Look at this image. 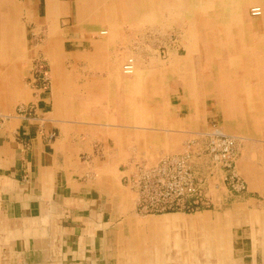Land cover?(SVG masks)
<instances>
[{
  "label": "rangeland",
  "instance_id": "obj_1",
  "mask_svg": "<svg viewBox=\"0 0 264 264\" xmlns=\"http://www.w3.org/2000/svg\"><path fill=\"white\" fill-rule=\"evenodd\" d=\"M26 2L0 0V66L17 98L12 96L13 109L8 111L3 89L0 115L16 119L19 106L37 101L31 77L38 59L49 76L45 92L55 91V72L61 84L56 91L67 109L73 107L80 116L90 115L85 106L92 104L88 89L108 87L112 148L103 150L127 155L120 175L127 194L118 221L110 224L109 264H241L242 259L264 264V0H70L67 12L59 5L51 14L37 0L38 7H32L43 24L38 31L30 30L28 48L21 42L25 25L31 23ZM253 7L261 9V16H251ZM100 42L105 43L98 51L87 49V44ZM171 55L207 57L205 80L213 76L214 92L225 106L217 111L220 125L212 124L240 138L235 171L245 188L232 191L225 171L216 167L215 176L206 180L203 205L186 200L184 207L154 212L138 200L144 182L139 168L152 172L162 159L183 152L195 133L159 135L167 129L170 114L164 102V66ZM128 58L134 59L135 71L124 76L121 67ZM96 76L104 77V86ZM234 88L237 98L231 94ZM93 105L99 107L95 99ZM202 168L205 174L207 163ZM172 216L184 221L149 227L150 221Z\"/></svg>",
  "mask_w": 264,
  "mask_h": 264
},
{
  "label": "crops",
  "instance_id": "obj_2",
  "mask_svg": "<svg viewBox=\"0 0 264 264\" xmlns=\"http://www.w3.org/2000/svg\"><path fill=\"white\" fill-rule=\"evenodd\" d=\"M41 1L46 14L59 5L67 12L70 6V0ZM32 5L38 7L37 0H27L24 7L31 21L22 31L26 48L30 30L38 31L43 24ZM103 43L87 44V49L94 53ZM206 58L166 57L164 102L170 114L167 129L159 135L172 138L201 132L213 122L220 125L217 111L225 106L214 92L213 76L205 80ZM4 71L0 69V92L4 89L6 109L11 111L17 98ZM55 76L54 72L55 91L34 95L38 99L32 113L9 119L0 127V256L4 264H109L107 247L114 233L109 231L110 224L118 221L123 194H127L120 178L127 155L119 149L103 150L106 145L112 148L108 87L88 89L92 104L85 106L90 115L80 116L64 105ZM94 79L105 85L103 76ZM231 94L237 98L235 88ZM94 99L99 107H93ZM182 221L172 216L148 224L155 228ZM241 264H252V260L242 259Z\"/></svg>",
  "mask_w": 264,
  "mask_h": 264
},
{
  "label": "built area",
  "instance_id": "obj_3",
  "mask_svg": "<svg viewBox=\"0 0 264 264\" xmlns=\"http://www.w3.org/2000/svg\"><path fill=\"white\" fill-rule=\"evenodd\" d=\"M251 16L259 17L262 11L259 7L250 10ZM105 34V33H104ZM101 35H103L101 33ZM46 65L38 59L32 67L31 82L36 92H45L50 83ZM124 76H131L135 71L133 58H128L121 67ZM38 93L36 95H38ZM34 111L33 105L19 106V115ZM7 120L0 115V127ZM240 138L224 133L217 125L212 124L203 132L194 133L185 142L183 152L172 158L162 159L152 172L139 168V176L144 180L143 192L138 200L143 208L164 212L176 207H184L188 200L193 205H203L206 198V180L215 176V168L225 171L224 181L232 191L244 190L243 180L235 171L238 159V145ZM209 159L204 161L205 158ZM207 163V172L204 174L202 166ZM210 163L211 167L208 165ZM211 168V169H210ZM217 169V170H218ZM215 172V173H213ZM137 182V179L134 183ZM148 183V184H147ZM137 183V185H139Z\"/></svg>",
  "mask_w": 264,
  "mask_h": 264
},
{
  "label": "bare ground",
  "instance_id": "obj_4",
  "mask_svg": "<svg viewBox=\"0 0 264 264\" xmlns=\"http://www.w3.org/2000/svg\"><path fill=\"white\" fill-rule=\"evenodd\" d=\"M234 1V0H233ZM226 17V16H225ZM258 54V53H257ZM262 55V54H261ZM261 57V56H260ZM257 61V60H256ZM255 65V64H254ZM258 67V66H257ZM261 70V69H260ZM238 94V93H237ZM153 223V222H152Z\"/></svg>",
  "mask_w": 264,
  "mask_h": 264
}]
</instances>
